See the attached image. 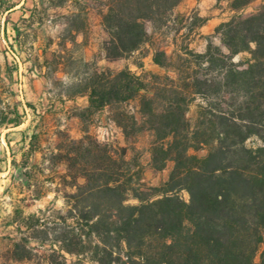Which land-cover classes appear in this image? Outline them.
Here are the masks:
<instances>
[{
    "label": "trees",
    "instance_id": "trees-1",
    "mask_svg": "<svg viewBox=\"0 0 264 264\" xmlns=\"http://www.w3.org/2000/svg\"><path fill=\"white\" fill-rule=\"evenodd\" d=\"M183 1L50 0L55 7L74 4V11L63 17L66 34L52 56L66 59L67 38L75 44L76 35L86 34L91 11L109 36L102 48L108 61L128 59L149 45L147 24L162 31L185 21L193 32L206 20L195 12L176 14ZM228 1L230 10L238 12L258 0ZM216 34L227 52L207 37L204 53L184 47L178 64L173 63L176 51L170 55L154 47L153 53L142 55L152 54L153 62L175 77L139 75L129 67L90 70L84 61L88 69L65 84L62 93L70 100L88 98V107L77 117L84 121L85 114L108 110L124 136L153 134L155 171L166 170L170 162L175 166L162 187L148 189L142 165L128 161L125 149L101 143L88 131L81 139L60 136L64 141L50 161L66 166L60 177V184L71 190L63 196L66 209L47 208L26 219V229L20 230L29 235L12 244L7 262L264 264V6L248 18L221 24ZM243 53L250 54L249 61L235 63ZM50 64L46 59L47 68ZM137 66L144 69L142 63ZM3 73L0 63V82ZM4 93L0 126L18 127L23 115L17 106L6 107ZM197 98L205 103L193 123L188 114ZM253 138L259 140L257 147L247 144ZM204 149L205 157L191 154ZM180 191L189 194V202ZM45 195L36 194L35 199ZM131 199L139 204H129ZM31 241L39 243L37 250ZM45 245L50 248L43 250ZM67 255L76 260L69 261ZM2 258L0 264H6Z\"/></svg>",
    "mask_w": 264,
    "mask_h": 264
},
{
    "label": "rangeland",
    "instance_id": "rangeland-1",
    "mask_svg": "<svg viewBox=\"0 0 264 264\" xmlns=\"http://www.w3.org/2000/svg\"><path fill=\"white\" fill-rule=\"evenodd\" d=\"M70 3L74 5L73 2ZM229 3L228 0H218L211 9L207 10L205 8L208 12L206 18H218L220 21H225L222 22L223 24L235 17L248 18L258 13L264 6V0H258L241 11L232 12L229 8ZM195 14L198 15V12H195ZM47 15H54V12H48ZM63 23L65 26L61 32L59 28L54 26V23H48L47 26L40 27L41 29H34L38 38L36 39L35 50L30 51L29 54L14 53L12 48H8V46L11 47L9 43H4L5 49L2 48L3 53L7 54V56L0 54L2 63H8L2 76L4 81L0 82V92H5V101L8 97H11L14 107L19 105L24 108L31 103L35 108L34 111L29 107H25L28 114L25 111L23 115V121L25 123L28 122L26 127L30 126L33 129H31V134L28 135V138L29 142H31V138H34V158L30 160L31 154L26 156L24 160H21V164L18 167L11 168L5 179L8 182L0 183V255L4 256L1 263L12 264L11 262H7V258L10 256L9 251L12 250V244L29 235H24V232L11 225V219L8 216L10 212L14 211V208H23L25 212L32 211L33 205L35 206V210L38 206H40L41 210L47 208H54L56 210L66 209L63 196L66 191L71 190H67L65 186L60 184V177L67 173V169L63 164L55 165V161L51 162L54 158L52 156L53 152L64 141L59 138L60 136L63 137L65 134H68L71 137H80L78 139H81L85 136V131H88L101 143L110 144L117 149H125L128 161L142 165L144 169V182L148 189L162 187L168 181L175 166L173 162H170L166 170L161 172L155 171L151 166L153 134L151 132H143L135 137L124 136L122 130L110 121L108 110L96 114H85L84 121L78 117L79 121H75L74 125L71 126L74 132L72 131V134L68 132L67 125L71 116L80 115L81 110L88 106V100H82V97H79V106L76 105V109H67L66 107L72 104L63 98L62 93H65V84H71L77 77L76 74L88 69L84 61L89 62L90 70L98 68L100 71L105 69L121 71L129 67L139 75L153 73L160 76L169 75L175 77L173 71L160 68L150 58H143L142 55L147 53L148 50H151L153 53L154 47L165 49L170 55H173L176 51L173 63L178 64V56L181 55L182 48L189 46L192 50L201 53L205 46L207 47V37H211L216 46L227 52V49L221 43L220 36L216 34V30L210 36H202L200 38L194 34L195 30L191 32L188 29L190 22L180 21L177 25L173 23L170 28L162 31H154L152 25L147 24L148 31L152 36V42L149 45L128 59L108 61L103 58L102 48L103 44L109 39V36L101 25L100 17L91 11L86 34L81 33L76 35L75 44L72 43L67 34L66 45L68 50L64 54L66 59L61 60L58 57L54 58L52 54L58 50L60 38L66 34L67 24L64 21ZM180 29V33L177 32ZM25 41L27 49H30L31 39L28 38ZM44 51L46 52L44 53ZM250 58V54L243 53L235 58V63L246 64ZM46 59L51 61L48 68L46 66ZM141 63L144 65V69L138 68L137 64ZM8 72L11 73V77L7 75ZM35 94L39 95L37 99H35ZM204 103L202 98H197L191 104L188 118L193 123L198 117L200 106ZM6 107H8L7 101ZM16 141L17 138L13 135H10L8 139L7 129L4 126H0V143L3 146ZM247 144L250 147H257L259 140L253 138ZM207 153V149L199 152L191 151V154H197L200 157H205ZM18 154L19 151L16 152V155ZM0 159H5V156L1 153ZM15 189L23 191L25 196L23 198L14 197L11 200L10 197L12 195L8 192ZM32 192L34 195H50L32 205L30 198ZM148 193L152 194L153 192L152 190H148ZM178 194L186 202H189L190 196L186 191H180ZM128 203L131 205L139 204L135 199H131ZM29 245L36 250L39 247V243L35 241H31ZM49 248L50 245H45L42 249L46 250ZM262 252L263 246H261L257 253V263L261 261ZM33 254H37V251L33 252ZM67 258L69 261L76 260V257L69 255H67ZM16 264H34V262L24 261ZM86 264L95 263L86 261Z\"/></svg>",
    "mask_w": 264,
    "mask_h": 264
},
{
    "label": "crops",
    "instance_id": "crops-1",
    "mask_svg": "<svg viewBox=\"0 0 264 264\" xmlns=\"http://www.w3.org/2000/svg\"><path fill=\"white\" fill-rule=\"evenodd\" d=\"M218 0H184L176 9V14L181 15H191L193 12H198V16L206 20L205 24L195 29L194 34L198 37L202 36H210L216 28L222 24L218 18L214 19H207L208 12L205 10L211 9L213 5H215ZM48 7V9H46ZM74 11L73 5L69 2L63 7H55L51 6L49 1H42V0H0V54L7 56V54L3 53L4 43L11 44L14 53L18 54H29L30 51L35 50L36 47V39L37 34L34 32V29H39L40 27L47 26L48 23H54L56 28H59V31L64 29L63 17L71 14ZM48 12H54V15H47ZM233 12V11H232ZM40 28V29H41ZM59 32V33H60ZM58 33V32H57ZM59 35V34H58ZM31 39V47L27 49L26 39ZM26 43V44H25ZM3 48V49H2ZM206 51V46L201 53ZM43 53V52H42ZM4 58L6 59V57ZM150 58L153 61V56L150 55ZM8 59V58H7ZM0 63L3 67V71L7 68L8 63L3 64L1 59ZM35 99L39 97L38 94H35ZM7 98V96H5ZM68 103L72 104L67 109L75 108L78 105L79 97L75 99H66ZM83 99H87V97H82ZM8 105L12 108L11 97L6 99ZM31 104V103H29ZM32 105V104H31ZM89 105V103H88ZM25 107H28L26 105ZM23 108V106L17 105V109L19 112L24 115L25 111L28 114V111ZM88 107V106H87ZM86 107V108H87ZM31 109V108H30ZM76 109V108H75ZM32 110V109H31ZM105 111V110H104ZM102 112V111H101ZM75 121H79V118L76 115H72L68 125L67 130L69 133L72 134L71 126H73ZM28 122H24L22 125L13 128H6L7 129V137L10 138V135H13L17 138L16 142H11L10 144L2 145L0 143V153L5 156V159H0V183L8 182L5 180L11 168L18 167L21 164V160H24L26 156L31 154V159L34 158V144H33V151H31V142H29L28 135L31 134L30 126L26 127ZM25 127V128H24ZM33 130V129H32ZM73 139H78L80 137H71ZM17 148V150H16ZM19 151V154L16 155V152ZM31 151V152H30ZM8 184V183H7ZM8 193H11L10 199L12 198H23L24 192L19 191L18 189L12 190ZM50 194L45 195L43 198H46ZM9 198V197H7ZM32 205L37 203L41 199H35V195L32 192L30 195ZM25 209H19L18 207L14 208V211L9 213L8 218L11 219V225H13L17 229H26L25 223L26 219L29 217H34L38 215L41 211L40 206L35 210V206L33 205L32 211H24ZM12 226V227H13Z\"/></svg>",
    "mask_w": 264,
    "mask_h": 264
}]
</instances>
